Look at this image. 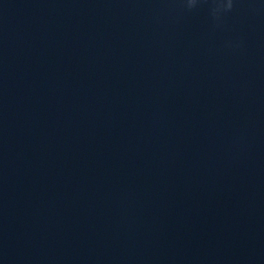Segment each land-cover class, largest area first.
<instances>
[{"label": "clouds", "instance_id": "obj_1", "mask_svg": "<svg viewBox=\"0 0 264 264\" xmlns=\"http://www.w3.org/2000/svg\"><path fill=\"white\" fill-rule=\"evenodd\" d=\"M198 0H187V7L189 9L195 8ZM213 7L210 9L211 14L215 17L221 11H231L233 7V0H227L225 3L224 0H211Z\"/></svg>", "mask_w": 264, "mask_h": 264}]
</instances>
